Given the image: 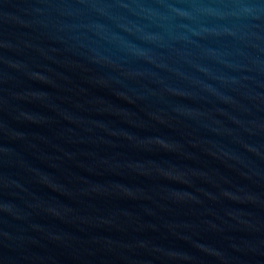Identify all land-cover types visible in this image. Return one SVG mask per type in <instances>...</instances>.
Masks as SVG:
<instances>
[{
	"label": "water",
	"instance_id": "obj_1",
	"mask_svg": "<svg viewBox=\"0 0 264 264\" xmlns=\"http://www.w3.org/2000/svg\"><path fill=\"white\" fill-rule=\"evenodd\" d=\"M0 264H264V0H0Z\"/></svg>",
	"mask_w": 264,
	"mask_h": 264
}]
</instances>
